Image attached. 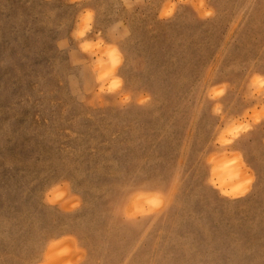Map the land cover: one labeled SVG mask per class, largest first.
Returning <instances> with one entry per match:
<instances>
[{
  "label": "rangeland",
  "instance_id": "1",
  "mask_svg": "<svg viewBox=\"0 0 264 264\" xmlns=\"http://www.w3.org/2000/svg\"><path fill=\"white\" fill-rule=\"evenodd\" d=\"M0 264H264V0H0Z\"/></svg>",
  "mask_w": 264,
  "mask_h": 264
},
{
  "label": "bare ground",
  "instance_id": "2",
  "mask_svg": "<svg viewBox=\"0 0 264 264\" xmlns=\"http://www.w3.org/2000/svg\"><path fill=\"white\" fill-rule=\"evenodd\" d=\"M222 163V162H221ZM219 163V165H218V167H216V168H218V170H216L217 172H219L220 173V171H219V169H222V170H224V168H225V165L222 163ZM228 170L227 171H225V173H229V172H234L233 171V168H227ZM221 174V173H220ZM219 174V175H220ZM238 175V174H237ZM233 176V175H232ZM228 177V176H227ZM231 177V176H230ZM230 177L228 178V180L230 179ZM233 179V178H232ZM235 179V178H234ZM231 181H233V180H231ZM229 182V181H228ZM225 183H227V182H225ZM236 183V182H235ZM232 184V183H231ZM238 185V184H237Z\"/></svg>",
  "mask_w": 264,
  "mask_h": 264
},
{
  "label": "clouds",
  "instance_id": "3",
  "mask_svg": "<svg viewBox=\"0 0 264 264\" xmlns=\"http://www.w3.org/2000/svg\"><path fill=\"white\" fill-rule=\"evenodd\" d=\"M236 194H240V195H242L243 193H242V192H240L239 190H237V192H236V193H227V195H236Z\"/></svg>",
  "mask_w": 264,
  "mask_h": 264
}]
</instances>
